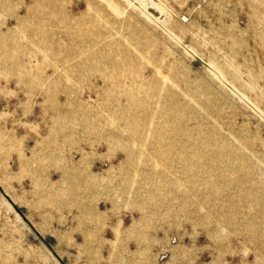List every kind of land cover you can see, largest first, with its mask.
<instances>
[{
  "label": "rangeland",
  "instance_id": "rangeland-1",
  "mask_svg": "<svg viewBox=\"0 0 264 264\" xmlns=\"http://www.w3.org/2000/svg\"><path fill=\"white\" fill-rule=\"evenodd\" d=\"M40 1L0 0V264H264V0Z\"/></svg>",
  "mask_w": 264,
  "mask_h": 264
},
{
  "label": "crops",
  "instance_id": "crops-1",
  "mask_svg": "<svg viewBox=\"0 0 264 264\" xmlns=\"http://www.w3.org/2000/svg\"><path fill=\"white\" fill-rule=\"evenodd\" d=\"M12 106L10 105L9 102H7L5 105H2L0 103V119L2 121L1 125H0V131H3V130H7V128H3V122H5L4 120V117H7V116H10L11 114H17L19 115L20 111L18 110H15V111H10V108ZM6 137H1L0 136V156L4 157V159H6V161H8V165H11L14 166V164H16V161H18L17 158H19V154L20 152L16 151V149H13V148H16V146L18 145H11L9 143V140H6L5 139ZM13 138V140H18V136H14V137H11ZM18 138V139H17ZM21 168H19L20 170ZM5 170H8L10 171V169H4Z\"/></svg>",
  "mask_w": 264,
  "mask_h": 264
},
{
  "label": "bare ground",
  "instance_id": "bare-ground-1",
  "mask_svg": "<svg viewBox=\"0 0 264 264\" xmlns=\"http://www.w3.org/2000/svg\"><path fill=\"white\" fill-rule=\"evenodd\" d=\"M32 3L34 5L33 8H35V9H41V10H44L46 12V15L45 16H42L43 24L46 23V22H48V21H51L52 18H55L56 17L55 14H57V7L55 5H47V4L43 3L40 0H32ZM60 10H62V8H60ZM34 13H38V12H34ZM34 16H36V15H32V16H29V17L32 18ZM33 20H34V18H33ZM23 22H25V21L18 20V24H21ZM38 28L41 29L42 26H39ZM43 28H44V26H43ZM126 148L130 149L131 151H133V153L135 155L136 151L134 152V149H132L130 147H126Z\"/></svg>",
  "mask_w": 264,
  "mask_h": 264
}]
</instances>
